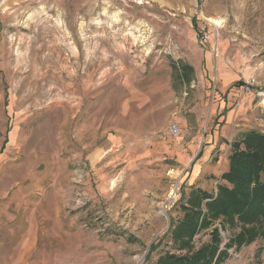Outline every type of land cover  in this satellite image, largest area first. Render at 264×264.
<instances>
[{
  "label": "rangeland",
  "instance_id": "obj_1",
  "mask_svg": "<svg viewBox=\"0 0 264 264\" xmlns=\"http://www.w3.org/2000/svg\"><path fill=\"white\" fill-rule=\"evenodd\" d=\"M181 63L194 79L175 88ZM250 130L264 132V0H0V264L180 254L166 234L183 202L216 193ZM215 228L232 244L220 264H264V228L241 244L256 225L237 217L196 250Z\"/></svg>",
  "mask_w": 264,
  "mask_h": 264
},
{
  "label": "trees",
  "instance_id": "obj_2",
  "mask_svg": "<svg viewBox=\"0 0 264 264\" xmlns=\"http://www.w3.org/2000/svg\"><path fill=\"white\" fill-rule=\"evenodd\" d=\"M173 79L189 85L194 79V67L187 63L174 64ZM216 193L193 189L183 202V218L171 224L169 243L180 254L166 251L157 264H220L227 256L219 230L212 231L210 242L196 250L194 237L202 228H209L220 217H237L256 228L239 236V243L255 240L264 228V132L250 130L231 144L229 168L221 177ZM184 198V197H183ZM156 246H153L155 249Z\"/></svg>",
  "mask_w": 264,
  "mask_h": 264
},
{
  "label": "built area",
  "instance_id": "obj_3",
  "mask_svg": "<svg viewBox=\"0 0 264 264\" xmlns=\"http://www.w3.org/2000/svg\"><path fill=\"white\" fill-rule=\"evenodd\" d=\"M253 83L254 82H252L251 80L248 81L245 85V88L247 90H250V85H252ZM169 130L172 136H177L179 134V126L176 120H171L170 125H169Z\"/></svg>",
  "mask_w": 264,
  "mask_h": 264
},
{
  "label": "bare ground",
  "instance_id": "obj_4",
  "mask_svg": "<svg viewBox=\"0 0 264 264\" xmlns=\"http://www.w3.org/2000/svg\"><path fill=\"white\" fill-rule=\"evenodd\" d=\"M178 191L177 189H173V191L171 192V199L175 200V198L177 197Z\"/></svg>",
  "mask_w": 264,
  "mask_h": 264
}]
</instances>
